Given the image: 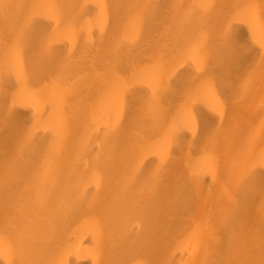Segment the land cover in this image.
Listing matches in <instances>:
<instances>
[{
    "label": "bare ground",
    "instance_id": "6f19581e",
    "mask_svg": "<svg viewBox=\"0 0 264 264\" xmlns=\"http://www.w3.org/2000/svg\"><path fill=\"white\" fill-rule=\"evenodd\" d=\"M10 5L28 6L37 3L55 2L65 5H104L103 11L96 8L92 16L84 17L87 27L77 35L59 34L54 45L62 51L67 62L63 69L65 83L49 80L48 92L54 103H39L43 124L37 131L41 137L48 135L45 148L53 144V136L45 131V124L57 127V134L64 151L56 161L55 182L45 177L43 155L37 163L27 168L21 177L5 184L4 139L0 127V237L6 231L16 243L19 251L14 257L0 254V264L15 259L44 261L57 250H64L65 264H97L99 259L120 264L127 260L136 264L140 258L174 261V264H201L204 260L240 262L249 258L246 246L255 241L256 258L259 259V237L264 229V196L259 186L264 179V135L260 132L264 109L260 106L264 97V65L260 61L259 44L264 36L259 25L255 29L248 23L234 21L233 42L225 47L218 41L219 28L215 14L196 17L193 23L184 24L189 11L181 5L235 3H256L260 0H2ZM163 4L170 7L155 14L147 24L143 9H132L130 5ZM71 11V9H68ZM79 12V9H77ZM32 15L28 7L9 10L6 25L0 12V59L3 56V37L17 20L23 22ZM93 21V23H89ZM94 31L93 36L91 32ZM143 42L134 52L135 45L125 46L118 56L116 45L123 42L125 34ZM204 49L205 62L212 67L231 65L234 87L233 111L230 122L233 132L223 133L219 139L208 145L215 149L220 163L208 172L202 157L205 145L193 146L189 141L180 147L170 145L163 139V133L151 143L152 153L139 159L132 153V140L110 135L119 126V105L124 102L125 92L119 98L113 92L117 82L124 77L109 72L108 79L95 71L129 56L135 60L132 65L150 69L159 63L161 90L169 83V75L183 71L187 65L176 63L177 57L197 44ZM255 51H252V49ZM70 58V59H69ZM143 62V63H141ZM191 62V59H189ZM24 69H19L21 80L13 75L9 80L0 72V109L3 101L12 102V94L22 88ZM131 80L132 72L127 74ZM70 78V79H69ZM152 79L151 72L137 83L146 87ZM112 81V85L109 84ZM69 89H74L69 92ZM151 93V89H148ZM196 102L207 111L219 109L222 101L215 88L204 89ZM37 100L22 92L16 107V123L29 124L37 113ZM66 109V110H65ZM142 122L151 119L146 100L141 102ZM176 114V110H173ZM252 121L249 134L243 138L236 135L237 126L246 127ZM62 123L66 128L59 127ZM87 132V136L85 133ZM98 135L99 139L93 140ZM83 141V143H81ZM91 141V142H90ZM96 152H92V148ZM91 152L76 170L73 166L80 157ZM89 170V159L95 161ZM161 157L168 161V168L158 192L153 196L143 185L125 190V172L131 171L129 164L139 168L145 160L160 163ZM199 174V181L194 178ZM72 176L71 186L68 184ZM247 185L254 189L250 198L237 200L235 193ZM37 191L46 199H37ZM9 206L5 208V202ZM193 232L199 236L195 249L189 247ZM130 237V239H129ZM103 250L102 255L98 253Z\"/></svg>",
    "mask_w": 264,
    "mask_h": 264
},
{
    "label": "snow or ice",
    "instance_id": "6c2138e0",
    "mask_svg": "<svg viewBox=\"0 0 264 264\" xmlns=\"http://www.w3.org/2000/svg\"><path fill=\"white\" fill-rule=\"evenodd\" d=\"M13 7H28L32 10V15L22 23L17 20L13 23L10 30L6 28L3 42V56L0 59V72L10 80L13 75L17 76V80H21L19 69L23 68L22 88L12 94V102L9 105L8 99L3 101V107L0 109V127L5 133L4 139V177L5 184L13 179L22 176L23 172L35 165L38 159L43 155L44 162L42 170L46 178L50 182H55L57 170L56 161L62 156L64 146L57 134V127L49 128L46 124L45 131L53 136V144L49 148H45L48 141V135L41 137L38 131L33 134V129H39L43 122V116L39 113V103L51 104L55 101L49 94L50 87L48 81L65 83L63 80L64 71L67 62L63 59V53L54 45L58 42L59 34L77 35V26L79 25L80 34L87 27L82 23L84 17L92 16L96 8L101 11L106 7L104 5H65L55 2L37 3L28 6L10 5L0 0V12L4 15L7 25L9 21V10ZM132 9H143V18L147 24L158 14L170 7L163 4L148 5H130ZM181 8L187 7L189 11L184 16V24L193 23L196 17L204 15L213 16L215 14L216 24L219 28L218 41L225 47L231 46L233 42L234 21L239 20L241 23H248L250 28L255 29L258 24L262 32H264V0L256 3H235L230 5L215 4H198V5H181ZM71 9V11H68ZM79 9V12H77ZM93 23V21H89ZM91 34L94 36L95 32ZM143 37L139 40L134 36L125 34L124 40L116 45L117 54L123 52V48L129 45H135L131 48L134 52L143 42ZM255 43L259 44L260 61L264 65V36L255 39ZM252 51H255L253 48ZM70 59V58H69ZM109 63L103 68L97 66L95 71L102 73L105 79H108L109 72L119 73L124 77L123 81L117 82L113 87V92L119 98L121 91L125 92L124 102L120 104V120L119 126L114 127L110 133L112 137L117 139L125 138L132 140L133 134L136 139L132 143V153L137 159L146 154L152 153L155 145L151 142L157 140L161 133L163 139L170 145L180 147L184 142L189 141L190 144L199 147L205 145V154L202 157L204 168L211 172L219 163L215 149H209L208 145L215 143L221 134L230 135L233 132L231 118L235 117L233 111L234 87L236 81L232 78L233 68L229 65H220L212 67L210 62L206 63L204 58V49L197 44L192 50L182 52L176 59V63L183 62L187 67L183 71L175 72L169 75V83L162 90L159 86L161 73L159 72V63L154 64L150 69L136 67L133 71L132 65L135 60L129 56L127 61L121 60L120 63L112 65L111 57L108 58ZM191 59V62H189ZM143 63V62H141ZM132 72L131 80L127 74ZM151 72L152 79L146 87L136 86L146 73ZM70 79V78H69ZM112 85V81L109 80ZM151 89L149 93L148 89ZM207 88H215L221 97V107L212 111H207L196 102V97ZM70 93L74 89L68 90ZM22 92L29 93L37 100V113L33 116L31 127L29 124L19 125L16 123V107L18 97ZM147 103L151 119L142 122L140 113L141 102ZM260 106L264 109V97H261ZM176 114H173V110ZM66 110V109H65ZM254 121L246 127L237 126L236 135L243 138L249 134V130ZM59 127L66 128V124L62 123ZM260 132L264 135V120L260 123ZM87 136V132L85 133ZM93 140L99 139L96 135ZM91 142V141H90ZM83 143V141L81 142ZM92 152H96L93 147ZM91 157V152H86L80 157V162L73 167L78 170L80 163L86 158ZM102 153H98L95 161L89 159V170L92 169L96 161H99ZM264 160V154L260 157ZM132 170H126L124 177L125 190L135 189L137 186L143 185L153 196L158 192L164 174L168 168V161L161 157L159 164L155 160H145L143 165L135 168L129 164ZM72 176L68 179L71 186ZM194 178L199 181V174H194ZM250 181H246L244 187L235 193L237 200L250 198L254 195V189L248 187ZM261 196H264V179L259 186ZM37 199L43 201L46 199L43 192L37 191ZM9 202H5L6 214ZM130 239V237H129ZM189 247L195 249L199 241V236L193 232L189 238ZM255 241L246 246L249 258L240 262V264H264V229H262L259 237V259L256 258ZM19 251L16 243L11 236L7 234L0 237V254L7 257H14ZM103 250L98 253L102 255ZM64 250H57L50 259L44 261L21 260L20 264H65L63 259ZM8 264H17L15 259L8 261ZM97 264H113L112 261L99 259ZM120 264H129L127 260L121 261ZM136 264H174V261H162L150 258H140ZM201 264H224L223 261L204 260ZM229 264H237V262H229Z\"/></svg>",
    "mask_w": 264,
    "mask_h": 264
}]
</instances>
